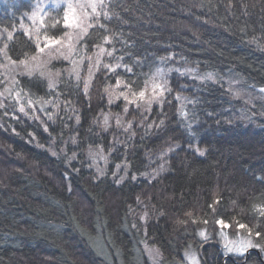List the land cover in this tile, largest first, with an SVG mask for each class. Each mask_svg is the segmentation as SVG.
Listing matches in <instances>:
<instances>
[{
  "label": "trees",
  "instance_id": "obj_1",
  "mask_svg": "<svg viewBox=\"0 0 264 264\" xmlns=\"http://www.w3.org/2000/svg\"><path fill=\"white\" fill-rule=\"evenodd\" d=\"M34 1L0 0V264L182 263L220 229L264 262V120L228 88L264 91V0H103L73 55L22 29ZM66 32L59 13L40 30ZM40 55L47 77L3 64Z\"/></svg>",
  "mask_w": 264,
  "mask_h": 264
},
{
  "label": "rangeland",
  "instance_id": "obj_2",
  "mask_svg": "<svg viewBox=\"0 0 264 264\" xmlns=\"http://www.w3.org/2000/svg\"><path fill=\"white\" fill-rule=\"evenodd\" d=\"M103 1V0H102ZM59 3L60 6L56 7V3ZM88 2H90V0H48V2L43 5L41 2H33V6L31 8V10L28 13H23L22 17H21V27L22 29L27 33V35L29 37H32L33 39H35L37 42H40L41 45L43 44L44 46L48 47H56L58 49H60L61 51L65 52V53H71L72 55L76 52V50H73V44L78 42L79 39H81L83 37V35L85 34L84 32L81 31V28L87 27V25L90 23L91 24V19L95 16L92 15V10L91 8H86L83 11L77 7L76 8V14L81 18V20L84 19V12H87L89 14V19L86 20L81 27H66L67 28V32L66 34L62 37V38H47L44 37L43 35L40 34V30L43 27V22L44 20L50 16V13L54 14H61L63 21H64V12L65 9L67 7L68 3H72L74 6L78 5V4H87ZM50 7V10L48 9ZM61 9V10H60ZM62 11L60 13V11ZM52 11V12H51ZM36 13L35 18H33V14ZM41 20L43 21L41 23ZM64 25H65V21H64ZM88 30V29H87ZM1 31L0 30V39L2 38L3 41V37L1 35ZM5 33V37L7 36V33ZM39 37V38H37ZM51 41H55L56 43H51ZM74 42V43H73ZM3 44H1L0 46L2 47ZM43 49V48H40ZM42 53V51L40 52ZM42 55H40L39 57L29 60V61H25L27 64V67L25 66V64L21 63V65L19 64V66L22 67V69H19V67L17 68V66L15 67V65L13 64H9L6 61H4L3 64L7 65L8 68H6V71L8 73H10V77L13 75V72H21V71H25L27 72L26 69H29L30 71L28 72H34V73H40L43 74L45 77L50 75V71L47 69V66H45V61L43 60V58H41ZM77 55H75L71 61V63H74L78 60ZM4 59V57H2V53H1V49H0V62H2ZM2 60V61H1ZM14 70V71H13ZM158 73V72H157ZM156 73V78L158 80L159 78V73L157 75ZM152 80L150 82V90H153L152 85L153 84H161L160 81ZM238 85V84H237ZM236 83L231 82V84L228 86L230 93H235L233 94V97L236 95L238 97V95L241 98V102L240 105L238 106V111L242 114V116L245 118V120H247L248 122H257L259 120H264V91L259 90V92L256 94H251L250 92H244L240 91V93H237L236 90H241V87H237ZM157 90V89H156ZM147 93V91L145 92ZM139 99V97H137ZM239 104V103H238ZM96 152H90L92 154H89V156H91V159L95 160L96 163V170L97 172H99L98 170L103 169V163H105L103 161L104 158V154L101 153V151L97 150L98 148H95ZM198 154H201L200 150H196ZM100 166V167H98ZM201 233L204 234V230L201 229L199 231V235L200 237L202 236ZM218 238L219 241L222 242V244L219 245V247L222 248V252H225L227 254H232L239 257H242L243 252L245 251V249L248 248H252V247H247L244 249V251L238 252V251H232L229 252L228 248H237L239 246H241L242 244H246L247 241H249V239L245 236H243L242 234H240V232H237L236 234L232 235L231 237H228V235L226 234L224 229H220L218 231ZM203 240V239H201ZM202 243H206V245H208V243L206 241H202ZM202 243H200L199 245H203ZM209 246V245H208ZM216 247V246H215ZM217 248V247H216ZM143 252L145 254V256L149 259L150 262H156L158 263L161 259L162 256L160 255L158 248H156L155 246H152V244H148L147 242L143 243ZM242 255V256H241ZM237 259V258H236ZM174 264H201V260L197 257V252L196 250L192 249L191 247L189 249H187L184 253H183V260L182 263H174Z\"/></svg>",
  "mask_w": 264,
  "mask_h": 264
},
{
  "label": "snow or ice",
  "instance_id": "obj_3",
  "mask_svg": "<svg viewBox=\"0 0 264 264\" xmlns=\"http://www.w3.org/2000/svg\"><path fill=\"white\" fill-rule=\"evenodd\" d=\"M55 6H56V7H59L60 4L57 2ZM77 7H79L82 11H83L84 9H86V8H91V10H92V15H95L96 17H99V16H100V12L97 11V9L103 7V4H102V0H90V2H88L87 4H78V5H76V6H74L72 3H68V4H67V7H66V9H65V12H64V21H65V26H66V27H73V26H75V27H78V28H79V27H81V25H82L86 20H88V19L90 18V17H89V14H88L87 12H84V19L81 20V18L76 14V8H77ZM35 16H36V13L33 14V18H35ZM106 16H107V14L105 13V17H106ZM42 22H43V21L41 20V23H42ZM90 27H92V25L89 23V24L87 25V27L81 28V31L84 32V33H86V32H87V29L90 28ZM26 34H27V33H26ZM12 38H13V37H12V34L9 33V39H12ZM46 39H47V38H46ZM105 39H107V38H105ZM51 43H56V42H55V41H51ZM46 46H47V45H46ZM37 47H39V45H37ZM40 50L43 51V49H40ZM13 63H15V62H13ZM21 63H24L25 66L27 67L26 62L21 61ZM157 75H158V73H157ZM153 79H155V76L153 77ZM209 79H211V75H209ZM118 83H119V81H118ZM49 87H52V84H51V83H49ZM152 87H153V90H154V96H153V99L155 98V95H156V94H158V95H163V91H164V87H163V85L156 83V84H153ZM156 89H160L159 93H155V90H156ZM121 95H124V94L121 93ZM132 95H133V99H132L131 101H129L130 103H131V102H135L137 97H139V99L142 100V99L144 98V96H145V92H144V90H141L139 93H133ZM124 98H125L126 100L128 99L127 96H124ZM149 103H150V101H149ZM21 110H23V109H21ZM118 122H119V121H118ZM201 154H203V153L201 152ZM189 215H190V214H189ZM260 215H261V216H264V206H262L261 209H260ZM205 222H206V221H205ZM217 223H219V224H223V221H217ZM225 226H226V225H225ZM239 227H240V228H246L247 226H246V225H243V224H240ZM248 232H249V235H251V234H252V229L249 228V229H248ZM201 235L203 236L204 234L201 233ZM255 235H256L257 237H260V236H261V233H260L259 231H256V232H255ZM251 246H253V245H252V241L249 240V241H247L246 244H242L241 246H239V247H237V248H231V247H229V248H228V251H229V252H232V251H238V252H241V253H242V252L244 251L245 248H247V247H251Z\"/></svg>",
  "mask_w": 264,
  "mask_h": 264
},
{
  "label": "flooded vegetation",
  "instance_id": "obj_4",
  "mask_svg": "<svg viewBox=\"0 0 264 264\" xmlns=\"http://www.w3.org/2000/svg\"><path fill=\"white\" fill-rule=\"evenodd\" d=\"M208 245H206V243H204L203 245H199L196 249L197 252V257L201 260V264H226V261H231L232 264H244V262H247L249 260H255L253 258H251V252H252V248H248L245 249V251L243 252V256L239 257L232 254H227L225 252H222V248L219 246H216L215 248H208ZM204 249L205 250H209L211 253V255L208 257H206L204 255ZM254 252V251H253ZM257 256V260L258 262H256V264L258 263H263L259 253H256Z\"/></svg>",
  "mask_w": 264,
  "mask_h": 264
},
{
  "label": "bare ground",
  "instance_id": "obj_5",
  "mask_svg": "<svg viewBox=\"0 0 264 264\" xmlns=\"http://www.w3.org/2000/svg\"><path fill=\"white\" fill-rule=\"evenodd\" d=\"M253 249V248H252ZM255 249V248H254ZM256 250V249H255Z\"/></svg>",
  "mask_w": 264,
  "mask_h": 264
}]
</instances>
